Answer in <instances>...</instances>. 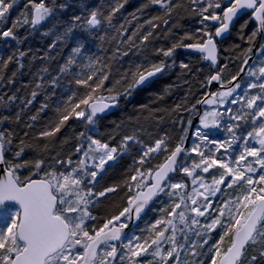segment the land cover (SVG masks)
Returning <instances> with one entry per match:
<instances>
[{"label": "snow or ice", "instance_id": "snow-or-ice-1", "mask_svg": "<svg viewBox=\"0 0 264 264\" xmlns=\"http://www.w3.org/2000/svg\"><path fill=\"white\" fill-rule=\"evenodd\" d=\"M127 3L110 0L106 10H87L82 3L87 15H74L69 22L60 13L70 0H26L25 10L5 28L17 0H0V40L19 45L18 27L28 26L29 35L55 37L50 52L77 29L84 33L55 74L47 67L39 70L27 98L17 95L19 88L0 92V264H264V43L257 59L250 55L257 38L264 40V0H188L187 5L183 0H147L130 13V20L116 26L113 20ZM150 6L158 14L142 19ZM181 10L199 16L201 27L195 34L185 32L171 46L153 48L154 55L164 58L159 62L144 55L141 62L114 68L134 49L136 55L146 53L160 39L158 30L164 38L171 36L180 27ZM250 24L249 47L240 53L244 59L235 74L226 76L229 65H220L221 46L237 25L235 35L244 40ZM90 40H98L100 50L111 55L89 54ZM179 48L198 54L210 66L205 87L213 82L219 87L192 102L186 95L171 110L142 105L149 112L145 120L162 119L156 113L165 111L188 113L187 126L184 118L174 121L182 132L176 142L165 134L145 145L135 130L118 146L96 138L99 118L116 108L121 97L151 88L156 78L168 75L176 67ZM238 48L229 45L224 51ZM26 55L17 49L6 59L0 57V87L14 84ZM14 62L17 70L7 76ZM179 69V77L193 73L191 63L180 62ZM183 83L190 95L191 81ZM173 87L166 85L156 99L163 101ZM42 93L39 108L24 127L32 130L46 110L54 116L38 131L22 135L7 126L19 124ZM13 106L19 109L15 115L10 114ZM197 106H204L203 111ZM195 117L199 126L186 147ZM73 119L83 122L86 131L76 134L78 142L65 153L71 138L58 140V134ZM139 119L129 118V123ZM220 131L227 136L217 138ZM134 145L140 155L123 181L124 204L106 218L93 214L101 198L121 188L97 191L98 176L103 179L105 166L114 167ZM161 196L167 201H161L154 222L140 228V234L125 231Z\"/></svg>", "mask_w": 264, "mask_h": 264}, {"label": "trees", "instance_id": "trees-1", "mask_svg": "<svg viewBox=\"0 0 264 264\" xmlns=\"http://www.w3.org/2000/svg\"><path fill=\"white\" fill-rule=\"evenodd\" d=\"M58 2H64V0H58ZM185 5L188 4V0H183ZM26 0H17L16 6L11 10L8 17V22L4 25L5 28L11 27V24L14 19L19 15L20 12L25 10ZM87 6V10L94 8H104L106 10L110 0H70V6L68 9L60 13L61 18L65 21L70 22V18L74 15H87V10L81 8V4ZM147 3V0H128V3L125 5V8L121 10V13H118L114 18L113 23L116 26H119L121 23L125 22V19H131L130 13L136 11L143 4ZM158 14V10L155 7H149L145 10L142 19L148 18L151 15ZM199 16L191 14L190 12H184L181 10V16L178 18L180 27L173 30V34L168 38H164V33L158 30V35L160 39L154 40L153 43L149 46V49L146 53L136 55V50L129 52L128 56L121 57L115 64V67L127 68L130 63H138L143 60V56L147 55L154 62H159L161 59H164L161 56H156L152 53L153 48L159 47H169L171 44L179 40L185 32L196 33V30L201 27L199 23ZM136 22L133 21L132 25L129 26V33L134 30ZM46 30V29H42ZM109 35H112L113 32L111 29H105ZM252 30V25H249V28L245 30V39L241 40L239 35H235L239 31V25L233 29L234 35L229 37V40L226 44L221 46L220 52V65L227 63L229 65L228 71L225 75L235 74L238 70L241 61L244 59L243 55L240 53L243 50L249 47L247 43V35H250ZM17 35L21 38L22 43L17 45L15 41H3L0 40V57L4 59L7 56L11 55L17 49L25 51L27 55L24 57L25 67L17 74L14 84L7 87H0V92L8 91L9 94L15 91L17 88L20 89V92L17 93L20 97L27 98L30 95L31 85L34 82V78L39 70L43 67H47L49 72L55 74L58 70V67L63 64L66 59L71 54V49L77 43V40L84 38V33L77 29L73 36L67 40L65 43H57L56 47L49 52V45L53 43L54 36H42L39 32L32 33L29 35L28 26H20L17 30ZM26 37V38H25ZM187 43V41H185ZM264 43V40L257 38L253 49L256 50L253 60L257 59V52L259 50V45ZM239 45L238 49H235L232 52H225L224 48L229 45ZM104 47H110L104 45ZM101 45L98 40H90L86 46V51L89 54L95 55H111V52H102ZM252 55V53L250 54ZM35 56L36 59H32ZM52 57L54 59H41V57ZM176 67L166 76L156 78V83L153 84L151 88H141L137 89L130 97H121L120 104L108 115L99 118L97 124V133L96 138L101 139L104 142L109 143L111 146H118L122 137L125 134H131L134 130L137 135L141 138L145 145L154 143L155 139L167 134L171 138V143H175L176 140L182 135L180 130V124L178 122L179 118L185 119L188 116L187 112H161L156 113L157 117H163L162 119H148L145 120L144 117L149 115L148 109L142 108V105H147L149 109L155 108H164L171 110L175 107L176 104L184 102V98L188 95V102H192L195 99H202L204 94L207 91L206 77L211 74L212 69L210 66L199 59L198 54L192 53L185 50L184 48H179L175 53ZM180 62L191 63L193 68V73L187 77H179ZM17 64L14 62L9 65V68L6 72L7 76H11L13 72L17 70ZM195 77V78H193ZM47 79V77H46ZM184 79H189L191 81L190 88L191 94H188L189 85L183 83ZM28 84L30 87L24 88L23 85ZM173 84L172 93L165 97L163 101H158L156 97L163 91V88L168 85ZM179 86H176V85ZM50 91V89H49ZM60 89H57V95L60 93ZM43 100V93L37 97V100L34 104L22 114V119L19 124L7 125L8 127L14 128L21 135L24 131L36 132L40 126L50 117L54 116V113L51 110H46L41 113V118L36 122L35 127L32 130H28L24 127L25 123L29 122L28 117L36 112L39 108L40 103ZM19 103V101H17ZM198 107V106H197ZM19 109L13 106L11 115H15V112ZM139 116L140 119L138 122L129 123V118H135ZM143 127V131H140V128ZM190 129V128H189ZM195 129V127H194ZM193 129V131H194ZM86 131L85 125L81 121L71 120L69 125L62 129L61 133L58 134V140H63L65 137H70V143L65 145V153L68 152V149H72L78 141L76 140V134ZM192 131V136H193ZM217 138H220L219 134H216ZM192 136L190 139V146L192 145ZM65 153H62L64 155ZM71 154V153H68ZM29 155H33L29 153ZM140 155L139 146H133L131 148L130 154L122 156L119 162L114 166L108 168L106 174H103V179L100 177L98 180L100 183L96 186V190H103L105 187L120 185L121 188L117 193L109 194L107 198H101L102 202L97 204L93 209V214L100 216L101 218H106L113 213L119 210V206H122L125 202L124 190H123V181L130 174V170L134 167V160ZM73 159H76V156L73 155ZM163 159V157H160ZM161 201H167V197L161 196L158 200L150 205L149 209L142 214V219L136 221L127 232L136 231L137 234H140V228H143L147 223L154 222L156 218L160 215L159 208L163 205ZM213 237H216V233H213Z\"/></svg>", "mask_w": 264, "mask_h": 264}, {"label": "water", "instance_id": "water-1", "mask_svg": "<svg viewBox=\"0 0 264 264\" xmlns=\"http://www.w3.org/2000/svg\"><path fill=\"white\" fill-rule=\"evenodd\" d=\"M256 53V50L253 49V52H252V59H253V56L255 55ZM252 63V60H249V64ZM219 85L215 82L212 83V85L208 86L207 87V91H206V94L209 93V92H212V91H216L218 89ZM205 94V95H206ZM198 108H200L201 111H203V108L204 106H198ZM115 108H112V109H109L105 114H103L101 117L105 116V115H108L109 113H111ZM198 123V117H195L193 119V123L188 131V137H187V140H186V147H189L190 145V139H191V136H192V131H193V128L197 125ZM136 221H133L132 223H130V226L129 228L135 223ZM129 229H126L125 231H128Z\"/></svg>", "mask_w": 264, "mask_h": 264}, {"label": "rangeland", "instance_id": "rangeland-1", "mask_svg": "<svg viewBox=\"0 0 264 264\" xmlns=\"http://www.w3.org/2000/svg\"><path fill=\"white\" fill-rule=\"evenodd\" d=\"M199 126V123H197V125L195 126V129H194V131H193V133L195 132V130H196V128ZM217 134H219V136H220V139H223V138H225L226 136H227V133H226V131H220V132H217ZM192 143H193V136H192ZM191 147V146H190ZM111 163V162H110ZM106 168L108 167V165H106L105 166ZM101 175H103V173L101 174ZM100 176H98V178H99ZM97 178V179H98Z\"/></svg>", "mask_w": 264, "mask_h": 264}, {"label": "bare ground", "instance_id": "bare-ground-1", "mask_svg": "<svg viewBox=\"0 0 264 264\" xmlns=\"http://www.w3.org/2000/svg\"><path fill=\"white\" fill-rule=\"evenodd\" d=\"M205 94H206V93H205ZM205 94H204V95H205ZM203 97H204V96H203ZM203 97H202V98H203ZM193 119H194V118H193Z\"/></svg>", "mask_w": 264, "mask_h": 264}]
</instances>
